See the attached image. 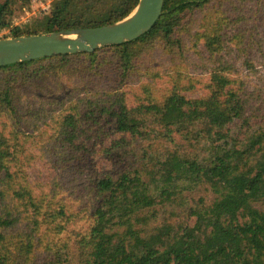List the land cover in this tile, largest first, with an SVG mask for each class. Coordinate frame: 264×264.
I'll return each mask as SVG.
<instances>
[{
  "label": "trees",
  "instance_id": "trees-1",
  "mask_svg": "<svg viewBox=\"0 0 264 264\" xmlns=\"http://www.w3.org/2000/svg\"><path fill=\"white\" fill-rule=\"evenodd\" d=\"M35 1L0 0L1 38L138 2L16 22ZM260 48L264 0H164L132 41L0 66V264H264Z\"/></svg>",
  "mask_w": 264,
  "mask_h": 264
},
{
  "label": "water",
  "instance_id": "water-1",
  "mask_svg": "<svg viewBox=\"0 0 264 264\" xmlns=\"http://www.w3.org/2000/svg\"><path fill=\"white\" fill-rule=\"evenodd\" d=\"M163 1L138 0L129 14L101 26L0 38V66L52 55L92 52L132 41L154 26L161 16Z\"/></svg>",
  "mask_w": 264,
  "mask_h": 264
},
{
  "label": "rangeland",
  "instance_id": "rangeland-1",
  "mask_svg": "<svg viewBox=\"0 0 264 264\" xmlns=\"http://www.w3.org/2000/svg\"><path fill=\"white\" fill-rule=\"evenodd\" d=\"M47 6H48L47 4L41 3L38 0H36L34 2V10L32 12H30V13H26L25 15L20 17L16 22H20V21L26 22V21H29V20H33L34 16L39 11H42ZM33 29L36 30L37 33L43 32V29L40 26H38L36 23L34 24ZM261 33H263V31H261ZM5 35H8V31L4 30V29H0V38L5 36ZM259 52L261 54H264V48H260ZM203 54L205 56H207V52H203ZM236 68L240 69V70H243V69L245 70V66L243 65V63L241 61L236 62ZM256 68L258 69V71H260V73L264 72V65L257 64ZM192 71L198 73L199 75H205V76L207 75L206 74L207 71L203 68V66L192 67ZM256 81L261 83V79L259 77L256 78ZM263 87H264V85H263ZM64 90H66V89L64 88L61 92L55 93L53 95L60 96V95L63 94Z\"/></svg>",
  "mask_w": 264,
  "mask_h": 264
}]
</instances>
